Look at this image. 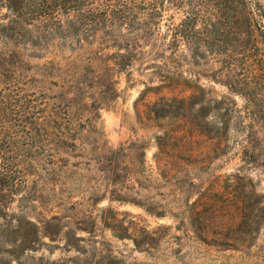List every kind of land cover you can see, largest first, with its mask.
Wrapping results in <instances>:
<instances>
[{"label":"rangeland","instance_id":"374dc122","mask_svg":"<svg viewBox=\"0 0 264 264\" xmlns=\"http://www.w3.org/2000/svg\"><path fill=\"white\" fill-rule=\"evenodd\" d=\"M6 4L0 24L12 19ZM66 17L61 29L42 27L53 33L49 47L0 37V264H264V128L254 123L249 139L231 116L218 130L223 104L199 126L157 118L152 104L169 94L141 95L161 84L156 64L176 66L206 98L243 109L218 64L174 65L147 42L127 47L99 34L79 46L61 31ZM157 46L168 60L170 48Z\"/></svg>","mask_w":264,"mask_h":264},{"label":"trees","instance_id":"16d2710c","mask_svg":"<svg viewBox=\"0 0 264 264\" xmlns=\"http://www.w3.org/2000/svg\"><path fill=\"white\" fill-rule=\"evenodd\" d=\"M5 2L12 19L0 24V37L10 39L11 42L20 44V40L28 37L27 44L32 47H49L53 42L51 38L53 33L42 27L51 25L61 29L64 22L60 15H65L67 30L61 31H67V40L79 46L89 43L93 36L99 34L106 42H122L127 47L147 42L153 56L174 65H177V59L185 58L192 62L193 66L199 65L197 61H204L205 64L209 60L214 61L218 64L215 74L225 79V86L229 92L243 97V109H236V104L231 102L232 100L226 103L225 99L206 98L204 88L182 78L176 66L175 72H170L171 70H166L164 65L156 64L151 73L158 77L161 84L145 88L141 95L148 90L155 94L162 91L169 94L160 95L153 102L157 118L169 117L179 122L193 118L199 126V122L205 120L209 110L223 104L216 123L219 126L218 130L226 127L231 116L237 122L236 130L245 131L248 128L249 139L255 137L254 123L258 122L264 128V105L261 98L264 92V0H52L51 3L47 0H5ZM177 13L180 17L174 22ZM32 25L38 34L36 40H33V30L30 29ZM162 25L165 27L164 33L160 30ZM160 43L170 48L172 55L168 60H164L162 47L159 49L160 46H157ZM179 48L186 50L187 54L178 55ZM126 59L127 62L121 61L117 65L128 66L132 61V55ZM186 92L188 95L184 96ZM158 106L160 107L156 109ZM245 119L248 125H244ZM199 135L208 136L207 133ZM174 138L173 129L163 133L164 141L158 143V152L162 158L171 149L169 142ZM165 163L170 164V161L164 160L163 164ZM233 176L235 179H241L239 174ZM210 198V194L205 195L202 205L208 206ZM235 199L238 201L235 209L241 210L242 206L238 204H242L243 200L240 201L237 196Z\"/></svg>","mask_w":264,"mask_h":264}]
</instances>
